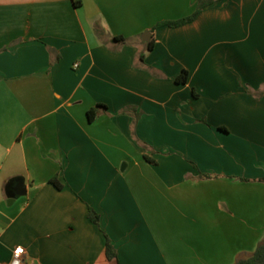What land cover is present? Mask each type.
<instances>
[{
  "label": "crops",
  "instance_id": "obj_1",
  "mask_svg": "<svg viewBox=\"0 0 264 264\" xmlns=\"http://www.w3.org/2000/svg\"><path fill=\"white\" fill-rule=\"evenodd\" d=\"M196 6L0 0V264H233L264 239V0L156 26Z\"/></svg>",
  "mask_w": 264,
  "mask_h": 264
},
{
  "label": "trees",
  "instance_id": "obj_2",
  "mask_svg": "<svg viewBox=\"0 0 264 264\" xmlns=\"http://www.w3.org/2000/svg\"><path fill=\"white\" fill-rule=\"evenodd\" d=\"M219 1V0H197V6L195 11L184 18L178 19V20H173V21H163L158 23L156 26H161V25H166L169 27H177L180 26L182 24L188 23L190 21H192L196 15L206 6L213 4L214 2ZM75 5L79 4V1L74 2ZM95 32L97 34H99L100 29L99 26L96 25L95 27ZM114 40L124 43L125 39L123 37H113ZM152 48V41H150L147 45V50H150ZM144 57V53L140 54V59H143ZM187 79V72L185 70H182L181 73L176 77L175 81L177 83H184ZM99 108H105L104 105L98 104L95 107L89 109L87 111V116H88V120H93V118H95V116L98 114L99 112ZM129 110V108H124V111ZM147 158V157H146ZM200 177H210V175L207 174H201ZM52 183L54 184V186H56L57 188L61 187V184L56 180L53 179ZM88 217L90 218V220L94 223H98L99 221V216L98 214L93 210V209H89V213H88ZM106 256L111 259L113 257L116 256V252L114 251V249L112 248L111 244L109 243V241H107L106 243ZM233 264H264V239H262L257 247L255 248V250L250 253L249 255L245 256V257H239L235 260V262Z\"/></svg>",
  "mask_w": 264,
  "mask_h": 264
},
{
  "label": "built area",
  "instance_id": "obj_3",
  "mask_svg": "<svg viewBox=\"0 0 264 264\" xmlns=\"http://www.w3.org/2000/svg\"><path fill=\"white\" fill-rule=\"evenodd\" d=\"M23 255H24L23 248L20 246L15 247V249L12 252V259L9 262V264H23Z\"/></svg>",
  "mask_w": 264,
  "mask_h": 264
},
{
  "label": "water",
  "instance_id": "obj_4",
  "mask_svg": "<svg viewBox=\"0 0 264 264\" xmlns=\"http://www.w3.org/2000/svg\"><path fill=\"white\" fill-rule=\"evenodd\" d=\"M145 34L147 37L149 36V32H147ZM143 39H145V41H148V38H143ZM19 188H20V185H18V187H16L15 191L17 192V194H22ZM23 193H24V191H23Z\"/></svg>",
  "mask_w": 264,
  "mask_h": 264
}]
</instances>
